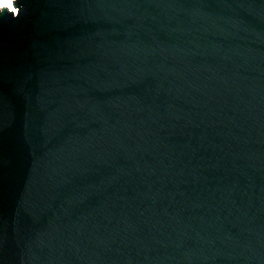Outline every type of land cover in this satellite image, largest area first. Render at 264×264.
Masks as SVG:
<instances>
[{
    "label": "water",
    "instance_id": "obj_1",
    "mask_svg": "<svg viewBox=\"0 0 264 264\" xmlns=\"http://www.w3.org/2000/svg\"><path fill=\"white\" fill-rule=\"evenodd\" d=\"M0 10V264H264V0Z\"/></svg>",
    "mask_w": 264,
    "mask_h": 264
},
{
    "label": "bare ground",
    "instance_id": "obj_2",
    "mask_svg": "<svg viewBox=\"0 0 264 264\" xmlns=\"http://www.w3.org/2000/svg\"><path fill=\"white\" fill-rule=\"evenodd\" d=\"M0 6H7L11 9L9 0H0Z\"/></svg>",
    "mask_w": 264,
    "mask_h": 264
},
{
    "label": "clouds",
    "instance_id": "obj_3",
    "mask_svg": "<svg viewBox=\"0 0 264 264\" xmlns=\"http://www.w3.org/2000/svg\"><path fill=\"white\" fill-rule=\"evenodd\" d=\"M12 5L13 7L16 9V14L17 15L19 13V8L16 6V0H12ZM4 8H0V10H3Z\"/></svg>",
    "mask_w": 264,
    "mask_h": 264
},
{
    "label": "snow or ice",
    "instance_id": "obj_4",
    "mask_svg": "<svg viewBox=\"0 0 264 264\" xmlns=\"http://www.w3.org/2000/svg\"><path fill=\"white\" fill-rule=\"evenodd\" d=\"M9 2H10V0H9Z\"/></svg>",
    "mask_w": 264,
    "mask_h": 264
}]
</instances>
